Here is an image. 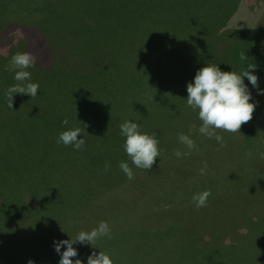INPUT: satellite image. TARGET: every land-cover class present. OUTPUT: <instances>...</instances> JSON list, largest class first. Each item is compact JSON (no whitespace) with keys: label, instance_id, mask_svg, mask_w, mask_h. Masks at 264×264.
Wrapping results in <instances>:
<instances>
[{"label":"rangeland","instance_id":"374dc122","mask_svg":"<svg viewBox=\"0 0 264 264\" xmlns=\"http://www.w3.org/2000/svg\"><path fill=\"white\" fill-rule=\"evenodd\" d=\"M91 2L0 0V127L8 133L13 125L10 135H0V264H27L30 259L34 264H58L53 240L90 231L100 221L109 223L111 237L98 239L95 249L76 246L82 261L101 250L110 254L114 264H215L225 250L229 261L235 255L237 263L245 262L246 211L231 184H248L253 179L250 171L264 173V152L241 160L234 146L242 130H216L223 137L222 145L199 133L192 138L195 149L177 158L176 150L188 149L169 137L172 127L160 139V157L152 168L128 180L119 168L120 161L131 162L120 124L126 119L136 122V114L152 93L171 88L173 70L188 72L189 78L205 63L214 64L228 39L220 40L204 58L193 56L183 68H170L186 45L194 47L202 38L210 44V38L223 29L264 35V0ZM100 18L121 23L126 19L135 30L140 28L139 35L127 32L128 40L141 44L138 52L150 49L156 62L139 59L127 66L118 61L109 64L104 57L77 56L79 62L74 52L65 51L39 26L44 20L48 25L47 19L62 26L72 19L90 24ZM13 49L36 57L35 66L27 70L39 89L36 97L26 94L23 104L18 99L10 109L5 91L15 83L7 72ZM133 63L137 67L130 66ZM37 66L47 69L38 74ZM250 91L254 99L257 91ZM181 115L174 126L187 124L185 134L192 137V128L199 129L202 123L198 110L185 104ZM253 116L242 124H252L251 130L259 129L261 122L264 126V107ZM64 118L69 126L87 124L83 149L57 143L67 127L61 124ZM105 163L110 164L107 172ZM129 166L134 170V165ZM204 190L211 195L206 206L197 208L192 196ZM258 205L255 212L264 211V201ZM257 226L259 237L264 238V220ZM19 241L28 245L23 247Z\"/></svg>","mask_w":264,"mask_h":264},{"label":"trees","instance_id":"16d2710c","mask_svg":"<svg viewBox=\"0 0 264 264\" xmlns=\"http://www.w3.org/2000/svg\"><path fill=\"white\" fill-rule=\"evenodd\" d=\"M81 1H85L87 3L91 2V0ZM47 20L50 21H48V25H46L44 20L43 22L40 21L41 23L39 22V26L50 33V35H52L62 46H64L67 49L65 51L74 52L76 59L79 60V62L82 60L77 58V56L83 59L93 58L94 60L104 57V60H106V62L109 64L118 61L120 64L125 63L127 66H129L128 63L130 61L140 62L139 59H142L145 62H150L151 60L156 62V58L150 49L148 52L146 50L138 52L139 48L137 49V45L141 46V44H136L128 40L127 32H130L134 35H139L137 30H141L140 28L135 30L129 20L126 21L125 19V21L121 23V21H115L116 19L114 21L106 19L102 22V18H100V20L97 19L94 23L84 24L72 19V21L70 20L62 26H60L56 21H52L50 19ZM52 23H55L54 26ZM116 24H118V29L116 28ZM124 26H127V28ZM145 32L149 33L148 29H146ZM210 39L213 40L210 44L209 40L202 38L196 41L197 43L194 47L186 45V48L184 47L180 52H178L175 61H171L169 67L183 68L184 64L188 62L190 57L194 56V58L197 60H199L201 57L204 58L220 40L228 39V44L223 51L222 56L218 57L214 61V64H218L222 71H230L232 67L234 71L239 72L246 68L248 64L254 63L257 65L255 74L258 76V86L259 88L264 89V35H261L260 32H251L245 29H223V31H219L215 37ZM146 46L148 47V45ZM16 52L17 51L13 49V52H11L9 56H12ZM154 52L158 55H162L160 50ZM242 53H245L247 56V59L244 61H241L240 59ZM1 56L2 55H0V57ZM1 63L2 61H0V64ZM130 66L137 67L136 63H133ZM0 67L3 68V65ZM37 67L38 74H40V72L43 70L46 71L45 69H47L43 66ZM173 71L175 73L171 79V88L168 86L167 90L162 88L161 91H157L156 94L152 93L147 102H145V106H142V111H139V113L135 116L136 122L141 126V131L148 134L155 133L159 143H161L160 139L166 137L164 134L167 133L169 128L173 127L171 129L172 135H169V137L176 138L180 133L185 134V129L187 128V124H184V126H179V122L182 119L181 112L184 109L185 104H187L186 98L188 94L186 91V85L188 82L193 80L195 73L190 75L188 78V72H179V70ZM7 72L11 73L12 78L14 73L9 70V63L7 64ZM71 74L73 75V73ZM244 82L245 84H248L247 78H244ZM17 83L18 82L15 81L14 84ZM248 87L249 90L257 91V89L253 88L250 84H248ZM181 88L182 90H180ZM158 95H161V97ZM28 96L29 95L27 94V97ZM27 97L26 94L25 96L24 94H14L12 100L14 103L18 99H21V103L23 104ZM253 100L257 102V106L253 112V117H256V115H258V113H260L264 107V95H257L256 92ZM5 103L7 106V99ZM178 120L179 122L176 123V126H174V123ZM12 126L9 128V131L8 129H5V131H8V133H3V129L0 127V135H10L12 133ZM252 127V124H249L248 126L242 124L240 127L242 130V136L237 140V142H235L236 145L234 147H238L237 155L242 158L241 160H244V157L248 156L250 153L260 154L261 156L263 155L264 126H262L261 122L259 129L257 128L251 130L250 128ZM18 134L19 128L14 130V137H17ZM191 134V138L196 137V135L199 134L198 128L193 127ZM169 137L167 136V138ZM176 141H178V139H176ZM0 145H3V143H0ZM176 145H180V143L177 142ZM208 155L212 157L215 155V153L211 152L208 153ZM157 158H159V156ZM125 161H127V159H125ZM130 164L131 162L129 165ZM166 166L168 169L167 164ZM136 170L137 172L135 173ZM133 171L134 177H136V175H138V173L140 174L143 169L134 168ZM250 173L253 179L248 184H231L232 187L235 188V195H237L236 197L240 199L243 211H246V228L248 230L246 229L244 242L245 244H248L245 257L247 260H245V262L243 261L241 263H237L236 259L234 258L235 255H233V259L229 261L228 252L226 253L224 250L220 255H218L217 260H215V264H254L255 262L260 264L264 261V238H260L258 235L260 233L259 226L254 227L256 223L263 222L264 220V211L255 212L259 206L258 202L264 201V173L259 174V172L254 173L251 171ZM227 196L229 199L235 197L233 195ZM215 198L219 201L222 199V197L218 198V196ZM19 243L22 244L23 247L28 245V243H25L24 241H19Z\"/></svg>","mask_w":264,"mask_h":264},{"label":"clouds","instance_id":"9594fccd","mask_svg":"<svg viewBox=\"0 0 264 264\" xmlns=\"http://www.w3.org/2000/svg\"><path fill=\"white\" fill-rule=\"evenodd\" d=\"M240 59L241 61L246 60V54L242 53ZM8 63L9 70L14 73L13 79L18 82L9 86L5 91L8 107L12 109L14 94H28L34 98L37 96L39 84L32 82L31 73L27 70L36 64V57L32 53L16 52L10 57ZM256 68L257 65L252 63L239 72L234 71L232 67L230 71H222L218 64L205 63L196 71L193 80L186 85L188 94L186 103L194 111L198 110V118L202 122L198 132L201 135L215 139L222 145L223 137L216 130L236 133L239 132L242 123L252 118L257 102L252 99L248 84L257 89V95H264V89L258 86ZM244 78H247L248 84H245ZM61 124L67 127L59 133L57 143L72 146L77 151L83 149L86 146L87 124H83L82 127L69 126L67 118H64ZM120 135L125 138L123 147L131 164L135 168L146 171L151 169L155 159L160 157L156 134L143 132L139 123L126 119L120 124ZM177 139L188 149L183 153L176 150L174 155L177 158L189 155L196 147L194 140L187 134L180 133ZM109 168L110 164L105 163L106 172ZM119 168L128 180L134 179L133 168L127 161H120ZM206 168L205 163L204 168L200 170L201 175L205 174ZM210 195L209 190H204L193 194L192 201L197 208L204 207ZM104 237H111V228L107 221H100L90 231L81 230L74 237L54 239L53 249L59 256L58 264H114L110 254L101 250L98 253L92 251L86 261L78 258L76 246H90L95 249L98 248L94 246L95 242ZM74 257H76L75 260H73ZM27 264H34V262L30 259Z\"/></svg>","mask_w":264,"mask_h":264}]
</instances>
